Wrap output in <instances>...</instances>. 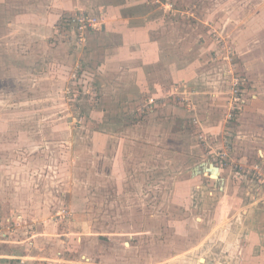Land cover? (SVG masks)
Masks as SVG:
<instances>
[{"label":"rangeland","instance_id":"obj_1","mask_svg":"<svg viewBox=\"0 0 264 264\" xmlns=\"http://www.w3.org/2000/svg\"><path fill=\"white\" fill-rule=\"evenodd\" d=\"M81 11L97 17L99 27L80 32L69 27L67 21ZM117 11L143 16L125 17L129 26L134 21V25L156 30L152 35H141L147 37L146 53L151 42L157 41L156 55L161 59L166 54L168 58L163 60L171 67L182 53L190 71L185 74L188 87H195L188 106L196 114L202 110L205 115L209 110L211 123L222 114L218 120L222 123L225 119L226 108L222 113L218 105L225 102L227 107L230 95L228 53L234 57L236 71L244 72L232 33L245 39L249 32L261 34L259 30L264 28V0H0L2 254L19 251L38 257L39 264H75L71 260H81L82 253L100 258L109 252L125 258L127 243L139 242L131 238L132 229H145L141 223L130 225L134 212L137 219L150 216L148 221L156 223L155 232L147 230L146 241L138 245L163 234L165 240L170 232L178 233L187 220L198 215L189 207L191 200L200 201L205 196L203 187L197 188L205 182L200 175L204 157L197 146L201 144L198 134L186 130L187 136L182 137L169 132L176 142L188 144L185 152L178 146L182 153L179 158H164L163 151L157 150L152 160L149 147L136 150L131 144L137 137L147 143V125H129L151 116L134 108L141 99L134 106L129 98L123 99L135 86L116 87L111 76L115 70L107 69L104 63L107 55L114 54L113 48L108 54L107 49L95 48L122 41L118 34L122 32L115 29L121 19L107 15ZM129 36L127 41L133 38ZM168 66L165 68H171ZM126 73L131 77V72ZM157 109L168 114L162 103ZM200 114L198 119H202ZM181 117L188 127L200 125L191 113L183 112ZM141 127L143 133L137 135ZM170 127H178V119L173 118ZM103 132L109 136L106 149L102 147L107 142ZM133 148L137 156L123 163V155L130 156ZM243 165L241 169L240 162L232 160L230 167L256 175L255 166ZM197 178L201 181L195 182ZM248 186L250 194L240 193L242 201L251 203L262 197L260 191ZM228 191L232 210L235 190L229 187ZM262 201L253 216L244 218L256 226L251 224L247 251L228 248L230 244L224 239L216 246L219 256L245 253L248 259L241 257V264H264ZM185 236H190L187 230ZM208 253L213 259L216 256ZM31 259L8 264H37Z\"/></svg>","mask_w":264,"mask_h":264},{"label":"crops","instance_id":"obj_2","mask_svg":"<svg viewBox=\"0 0 264 264\" xmlns=\"http://www.w3.org/2000/svg\"><path fill=\"white\" fill-rule=\"evenodd\" d=\"M119 12L121 11L107 14L110 18L117 17V19H121L120 22L115 23V29L117 32H122V34L118 33L121 35L120 39H122V41L112 44L107 43L106 47H103L104 52L107 49L105 54L110 53L109 49L111 48H113L112 52H114L111 56H106L104 60L105 67L111 71L115 70L114 73H111V76L115 77L116 87L127 85L136 87L134 92L130 93V96L131 98H140L142 101L141 104L134 108L139 112H144L149 117L151 116L148 120L145 119L140 121V123H131V126L129 125L130 128L141 125V123L144 122L147 125L146 131L148 139L145 140L147 143H143V139L137 137V139L131 141V144L135 146L136 150L143 149L146 146L149 147L152 160L155 159L154 156L157 150L163 151L164 158L172 159V157H181L182 153L180 150H182V152L187 151L188 144H182L180 140L176 142L169 132L179 136L183 135L182 137L187 136V131H190V134H199V132L202 131L209 133V123H207L208 117L211 118V115H208L209 110H207L208 113H205V115L200 112L202 110H199L196 114L194 113L195 111L188 106L189 99L191 94L194 93L195 87H188L189 80L185 78V74L190 73V71L186 68V62L182 59V53L178 63H173V67L168 66L165 61L168 58L166 54H163L162 57L160 55L161 59L156 55L158 53L156 51V44L159 43L155 41L152 36H148V38L154 40V42H151L152 44L148 47V53H146L147 50L145 46L148 42L146 43L145 41L147 37L141 35H152L156 30L154 31L151 28H146L143 25H134V21H131L133 25L129 26L130 21L125 17H129L130 19L132 17L143 16L138 15L134 11H127V14L126 12ZM255 13H250L249 16L254 18ZM44 16L42 17L44 18ZM259 31H261V34L257 31L249 32L250 35L245 37V39L237 38V36L232 33L236 49L239 51V56L242 58L243 62L242 66L244 72L242 74L246 77L245 89L248 99L236 119L237 122L230 125V129L233 131L230 156L233 162H240L242 166H244L243 164H248L249 167H258L263 175L260 176L257 172L255 174L257 177H261V181H264V36H262L264 35V28ZM129 35H131V38L133 37L131 41H127V38H125L130 37ZM124 48L127 49V52L123 50ZM163 58L166 59L163 60ZM170 65H172V63H170ZM126 66H131V68L127 70L125 69ZM167 66L171 68H165ZM122 68L124 69L122 73L131 72V77L127 73H120ZM196 79L197 77L191 82H195ZM255 101H257V103H255ZM160 103L165 106V110L168 111V114L162 112V110H159L160 112L157 111V107ZM169 105H172L174 108L169 109ZM182 107H184V109H182ZM133 112L132 114L136 115V111ZM177 112L180 114V117L173 116ZM183 112L195 115L194 121L197 119V116H199V113H201L202 115L200 114V117L203 121L199 123L200 125L197 128L195 127L196 125L192 126L194 128L192 130V127L186 125L187 121L181 117ZM173 118L178 119V127H170ZM225 126L226 123L223 119L221 126H219V131L217 130L219 133V142L217 145L219 147H222V136ZM142 133V127L138 128L136 134L142 135ZM101 134L107 139V142H104L102 145L103 149H106L109 136L107 132ZM158 134L162 135L159 136ZM183 140L186 142L185 139ZM178 146L181 148L180 150H177ZM197 146H200L202 156L204 157L201 163L200 175L205 180L202 185H199L201 183L197 184V188L199 189V187L202 186V195L205 196L201 198L200 201H195L194 199L191 200L192 202L190 201V209L198 213L195 219L191 218L187 220L188 223L186 226L184 225L181 231H178V233L176 231L170 232L169 238L165 240L163 234L161 238H156L157 240L152 238L148 240V242L138 245L139 242L146 241L147 230L148 232H155L153 230L156 228V223L155 221H148V217L150 216L143 218L142 215V217L137 219L136 212H134L130 225L135 227L141 223L142 226H145V229H132L130 233L131 238H137L139 242H125L127 243V249H125V255L123 256L125 258H122L120 255L118 257L116 253L109 252L101 255L100 258V255L98 258H95L93 254L92 256H88L87 253H82L81 260L78 258V261L75 262L71 260V262L73 261L75 264H241V257L248 259L245 253L242 256H236L235 254L219 256L216 246L222 244L225 239V242L230 244L227 246L228 248L231 247L238 251H247V241H249V236L252 231L250 227L251 224L252 226L255 225H253L252 221L246 222L244 218L249 215L251 209L261 208V204L263 203L262 200H264V183L263 185L259 184L255 187L257 191H260L259 194H262V197L251 203H247L248 201L245 200L242 201L240 193H243L244 196L250 194L248 191L250 187L248 185L244 187L239 184H233L231 177L234 169L230 166L221 167L213 163L211 161L210 150L204 149L202 143H199ZM92 147H95V145H92ZM134 152L135 150L133 148V152L130 156L126 157L123 155V163L127 162L128 158L133 159L136 157L137 155ZM96 156L97 155H94L93 158H96ZM184 159L187 160V157ZM163 162L165 163L166 160H163ZM241 171L245 172V169ZM198 181L201 180L197 178L195 182ZM229 187L231 191L232 189L235 190L236 196L232 210L231 205L229 204L228 206L229 200L232 199L231 196H227ZM214 204H216V210ZM214 212H216L215 215ZM239 214H243L244 217L242 219L238 218ZM185 228L187 232L190 233L189 237L185 236ZM151 237L152 233L147 236V239ZM210 244L212 245L210 250L205 252ZM223 249H225V247H223L222 250ZM211 251L212 254L225 259L219 258V260H217L216 256H214V260L212 257H209L208 252ZM27 258H32V261L39 264V260H37L38 257H31L26 253H21L19 251L15 252V250H8L3 254L0 253V264H8L10 262L19 263ZM56 264L60 263L57 262Z\"/></svg>","mask_w":264,"mask_h":264},{"label":"built area","instance_id":"obj_3","mask_svg":"<svg viewBox=\"0 0 264 264\" xmlns=\"http://www.w3.org/2000/svg\"><path fill=\"white\" fill-rule=\"evenodd\" d=\"M98 21L99 20L97 17H91L90 15H87L85 12H83L78 17L74 16L72 20L67 21V24L71 28H77L80 32L86 28L91 29V27H99V25H97ZM214 37L216 39L220 38H217L216 36ZM225 58H227L229 63L227 74L229 76L228 80L230 83V96L228 97L227 107L225 111L224 120L226 126L224 127V134L222 136V147L215 148L211 144L209 136L206 132L202 131L198 134V137L200 139V142L204 146V149L210 150L211 161L221 167H229L231 165L232 159L230 156V146L232 145L233 131L230 129V125L235 119H237L244 107L245 102L248 99L247 91L245 89V75L236 71V62L234 61V57L231 52L228 53ZM195 122L200 123L201 121L197 118L195 119ZM239 167L241 169L244 168V166L242 165H240ZM252 169H254L261 176L262 173L261 170L258 169V167H252Z\"/></svg>","mask_w":264,"mask_h":264},{"label":"trees","instance_id":"obj_4","mask_svg":"<svg viewBox=\"0 0 264 264\" xmlns=\"http://www.w3.org/2000/svg\"><path fill=\"white\" fill-rule=\"evenodd\" d=\"M104 46H100V47H95V48H97V49H102ZM213 50H216L215 48H213ZM222 84H224V83H222ZM225 85V84H224ZM123 96H125V95H123ZM129 96V97H128ZM130 99L131 100V104L134 106L135 104H138V99H140V98H131V96H130V93L129 92H127V95L125 96V97H123V99ZM111 99H112V97H111ZM119 100H121V99H119ZM119 102H121V101H119ZM224 102V101H223ZM255 103H257V101H255ZM225 105H226V103L224 102L223 104H222V102H219V105H218V107H220L221 108V111H222V113H224V111H225ZM223 115V114H222ZM221 117V116H220ZM220 117L218 118L219 120H220ZM222 118V117H221ZM214 120V121H216V122H213V123H211V120H212V117L210 118V117H208V119H207V123H209L208 124V126H209V133L207 132V135L209 136V139H210V142H211V144L215 147V148H219V146L217 145L218 144V137H219V133H218V131H219V126H221V121H219V120ZM143 120V119H142ZM220 122V123H219ZM189 130V129H188ZM218 130V131H217ZM199 145V144H198ZM179 158V157H178ZM232 183L233 184H238V181L237 180H235V179H238L239 180V182L241 181V182H244V183H246V184H244V186H247V185H249V184H251L252 185V188H254L255 189V187H256V185H259V184H262L263 185V182L256 176V175H254V174H252V175H250V174H248L247 172H243V171H240V170H238V169H234L233 170V173H232ZM255 191V190H254ZM256 209H258V208H256ZM256 209H251L250 211H249V215L248 216H253V211H255ZM244 217V215L243 214H239L238 215V218H240V219H242ZM247 217V216H246ZM245 260H247V259H245Z\"/></svg>","mask_w":264,"mask_h":264}]
</instances>
